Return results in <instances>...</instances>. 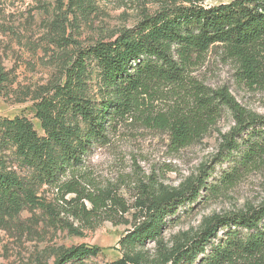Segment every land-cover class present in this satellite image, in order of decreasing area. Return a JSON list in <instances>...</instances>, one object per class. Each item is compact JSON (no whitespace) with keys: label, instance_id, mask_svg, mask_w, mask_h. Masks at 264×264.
Listing matches in <instances>:
<instances>
[{"label":"rangeland","instance_id":"374dc122","mask_svg":"<svg viewBox=\"0 0 264 264\" xmlns=\"http://www.w3.org/2000/svg\"><path fill=\"white\" fill-rule=\"evenodd\" d=\"M185 1L95 0L86 11L69 12L67 0H0V63L8 76L0 88V117H25L42 135L33 98L59 81L68 52L113 41L143 17L165 7L187 6ZM231 1L204 0L200 5ZM238 67L226 47L214 45L195 59L189 79L209 92L226 91L245 113L264 117V78L254 85L245 83ZM95 83L91 99L97 98ZM169 97L165 88L150 91L139 110L109 124L108 142L93 147L81 168L55 186L36 187L37 199L48 209L27 208L18 216L0 217V264H52L62 250L78 245L98 246L107 260L118 259L122 256L118 242L132 229L139 203L197 180L206 183L196 201L179 207L161 231L166 249L191 240L214 216L246 213L264 205V159L227 180L238 157L222 149L237 127L232 112L222 107L214 125L178 148L166 126L168 106L173 104ZM8 163L21 177H30L12 156ZM68 189L99 205L93 208L87 199L79 202ZM160 249L153 241L144 247L154 261ZM263 257L264 253L255 262L235 264H264ZM80 264L102 263L89 259Z\"/></svg>","mask_w":264,"mask_h":264},{"label":"trees","instance_id":"16d2710c","mask_svg":"<svg viewBox=\"0 0 264 264\" xmlns=\"http://www.w3.org/2000/svg\"><path fill=\"white\" fill-rule=\"evenodd\" d=\"M67 1L71 12L72 8L86 11L95 0ZM203 1L165 7L143 17L113 41L68 52L59 81L33 98L42 135L25 117H0L1 218L18 216L27 208L48 209L37 199L36 187L55 186L66 174L81 168L93 147L108 142L109 124L139 110L150 91L163 88L173 103L168 106L166 126L176 147H185L203 135L226 107L237 127L222 149L229 155L238 154L227 173L228 182L239 170L264 159V117L245 113L226 91L209 92L189 79L195 59L214 45L226 47L237 60L243 82L254 85L264 78V0H233L211 7L201 6ZM94 81L97 98L91 99L88 95ZM7 83L0 63V88ZM10 156L21 169L30 171L29 178L10 166ZM205 183L197 180L181 190H164L140 202L132 229L118 242L120 258L109 261L100 247L78 245L62 250L52 264H80L89 259L102 264L257 261L264 253V205L246 213L214 216L186 243L170 249L162 246V229L179 207L196 201ZM67 193H74L79 202L87 199L93 208L99 205L76 189ZM220 231L224 232L221 237ZM151 241L162 247L155 261L144 251Z\"/></svg>","mask_w":264,"mask_h":264}]
</instances>
